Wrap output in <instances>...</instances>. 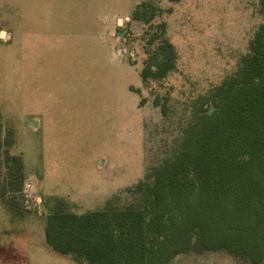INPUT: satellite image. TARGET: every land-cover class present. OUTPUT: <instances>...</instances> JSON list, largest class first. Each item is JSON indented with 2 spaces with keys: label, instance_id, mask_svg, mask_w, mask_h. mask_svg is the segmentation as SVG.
Returning a JSON list of instances; mask_svg holds the SVG:
<instances>
[{
  "label": "rangeland",
  "instance_id": "1",
  "mask_svg": "<svg viewBox=\"0 0 264 264\" xmlns=\"http://www.w3.org/2000/svg\"><path fill=\"white\" fill-rule=\"evenodd\" d=\"M260 2L0 0V264H88L47 244L50 215L139 199L198 116L216 114L217 89L264 24ZM194 197L172 213L184 205L189 217ZM181 247L163 252L166 264H251Z\"/></svg>",
  "mask_w": 264,
  "mask_h": 264
},
{
  "label": "trees",
  "instance_id": "2",
  "mask_svg": "<svg viewBox=\"0 0 264 264\" xmlns=\"http://www.w3.org/2000/svg\"><path fill=\"white\" fill-rule=\"evenodd\" d=\"M260 7L264 16V0ZM161 48L170 53L173 68L172 44L164 39ZM242 61L240 74L217 89L223 97L216 114L198 116L178 156L154 171V183L137 186L138 200L123 206L110 201L80 216L53 212L47 244L88 264H166L162 254L174 243L182 246L178 252L202 254L216 246L264 264V24ZM149 74L151 67L143 73L144 84ZM167 173L173 180L166 185L168 176L159 174ZM186 195L201 207L184 218V205L172 212Z\"/></svg>",
  "mask_w": 264,
  "mask_h": 264
},
{
  "label": "water",
  "instance_id": "3",
  "mask_svg": "<svg viewBox=\"0 0 264 264\" xmlns=\"http://www.w3.org/2000/svg\"><path fill=\"white\" fill-rule=\"evenodd\" d=\"M4 35H5V32H2V33H1V36L4 37Z\"/></svg>",
  "mask_w": 264,
  "mask_h": 264
},
{
  "label": "built area",
  "instance_id": "4",
  "mask_svg": "<svg viewBox=\"0 0 264 264\" xmlns=\"http://www.w3.org/2000/svg\"><path fill=\"white\" fill-rule=\"evenodd\" d=\"M26 187H30V185H27Z\"/></svg>",
  "mask_w": 264,
  "mask_h": 264
},
{
  "label": "crops",
  "instance_id": "5",
  "mask_svg": "<svg viewBox=\"0 0 264 264\" xmlns=\"http://www.w3.org/2000/svg\"><path fill=\"white\" fill-rule=\"evenodd\" d=\"M97 168H100V166H97Z\"/></svg>",
  "mask_w": 264,
  "mask_h": 264
}]
</instances>
